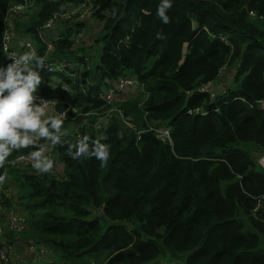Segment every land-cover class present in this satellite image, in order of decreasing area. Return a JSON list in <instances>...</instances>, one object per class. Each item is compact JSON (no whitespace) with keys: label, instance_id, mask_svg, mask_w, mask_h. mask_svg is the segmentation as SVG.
<instances>
[{"label":"trees","instance_id":"16d2710c","mask_svg":"<svg viewBox=\"0 0 264 264\" xmlns=\"http://www.w3.org/2000/svg\"><path fill=\"white\" fill-rule=\"evenodd\" d=\"M31 1L29 17L16 21L15 43L28 37L46 58L40 95L57 102V112L68 110L67 134L86 114L114 107L131 126L114 117L100 137H89L111 144L103 168L95 158L73 160L63 139L56 145L62 176L15 173L25 236L56 253V264H264V0H173L166 25L156 16L159 0H92L103 24L92 67L79 48V16L64 24L53 53L40 35L86 0ZM21 2L0 0V66L11 63L7 18ZM57 60L74 64L68 79L57 77L69 92L51 85L62 75ZM235 66L225 93L202 92ZM125 76L143 92L113 106L98 100ZM162 128L172 130L170 140L156 136Z\"/></svg>","mask_w":264,"mask_h":264},{"label":"built area","instance_id":"2783aa9c","mask_svg":"<svg viewBox=\"0 0 264 264\" xmlns=\"http://www.w3.org/2000/svg\"><path fill=\"white\" fill-rule=\"evenodd\" d=\"M91 1L92 0H86V4L92 5ZM86 4H83L80 7H86ZM34 7H36V4L33 1L24 0V2L12 4L9 9L7 18L9 31H7L4 41V50L8 55H10V53H15L18 56L28 50H34L37 54V45H35L34 41L29 40L28 37H26V40L23 41L26 44L25 48H21L16 45V33L14 28L17 19L29 17L28 15ZM78 16L77 8L73 11H69L65 15H56L40 30L42 42L45 46H47V53H53L55 51V45L64 39V32H62V30L56 32V29L58 28L57 24L60 26L64 25L65 23L71 22L72 18ZM81 16L84 15L82 14ZM54 65L56 67L55 69L60 72V74L69 72V69L74 66V64L68 60H57ZM59 83L60 82H52L51 85L55 88L69 92L70 89L67 86L60 85ZM209 86L210 85L204 86L202 92H208L210 88ZM142 92V87L135 79L125 76L118 82L110 84V87L107 90L99 94L98 100L113 106L120 101L128 99L134 95H138ZM38 95L41 96L40 90ZM66 104L69 109L73 110L71 107L72 104L69 101H67ZM57 105V102H51L49 105L50 115L57 113ZM74 112L78 113V110L74 109ZM196 113L198 114L199 111ZM78 116H80V114ZM92 117H94V120ZM114 117L120 118L125 125L131 126L129 119L125 118L123 111L119 107H114L106 112L94 111L86 114L82 122L75 124L63 139H66L69 144H75L76 141L84 135L89 137L91 135L100 137L104 129L112 122ZM155 132L158 138L162 140H170L172 130L170 128H162L155 130ZM46 155L50 156L54 160V168L51 171L55 173L57 170L56 177L59 178L64 174V167L58 161L56 155V145L53 146L49 144ZM258 164L264 169V155H261L258 158ZM1 167L4 180L0 181V264H27V261H35L40 255L35 249L36 244L33 241L31 242V240L27 241L25 239V234L29 231V223L27 221L25 211L21 208V195L15 173L20 171L36 176L46 173H41L35 170L32 167V162L27 158V154H20L14 158L7 159ZM10 236H12V239H10ZM23 240L27 241L25 248L27 246L28 247L26 249L24 248L21 252V247L19 246L22 244ZM38 248L40 250V247ZM26 250L29 252V256H26L28 259H26L23 255Z\"/></svg>","mask_w":264,"mask_h":264},{"label":"clouds","instance_id":"9594fccd","mask_svg":"<svg viewBox=\"0 0 264 264\" xmlns=\"http://www.w3.org/2000/svg\"><path fill=\"white\" fill-rule=\"evenodd\" d=\"M172 6L173 0H159L157 5L156 16L165 25L170 22L168 12ZM157 38H162V33ZM19 47L24 48L25 43L21 41ZM8 60L11 63L0 66V166L14 151L30 149L27 158L32 167L48 173L54 168V160L46 152L49 144L60 145L67 135L64 123L68 110L49 115L52 100L38 95L44 82L41 73L45 57L28 50L18 56L10 53ZM107 139L105 136L90 142L84 135L67 146L66 154L73 160L95 158L103 168L111 154V144L103 142ZM3 180L4 176H0Z\"/></svg>","mask_w":264,"mask_h":264},{"label":"rangeland","instance_id":"374dc122","mask_svg":"<svg viewBox=\"0 0 264 264\" xmlns=\"http://www.w3.org/2000/svg\"><path fill=\"white\" fill-rule=\"evenodd\" d=\"M97 9L98 8L96 6L93 7V5L90 8H87L84 6L82 8L81 7L77 8L79 18L74 19V22L76 24L80 23L82 25H85L84 29H82L81 32H79V33H81V35L79 36V43H80L79 48L85 49L88 53V55L82 54V56L88 60V63H89L88 67H92V65L96 63V58H98L100 53H101L98 50L99 46L96 45V38L101 33L103 24L100 20H98L94 16V13L97 12ZM82 14L84 16H81ZM108 16L110 17L111 15H108ZM57 25H58L59 29L57 28L56 32H58L60 30H62V32H65L66 28L68 27V25H61V26L59 24H57ZM29 37L32 39L35 38L34 34H29ZM185 52L187 53L186 49H185ZM93 57H94V60H93ZM236 70H237L236 66L231 68V69H229V68L225 69L222 72L219 80L215 84H212L209 86L210 88L208 91L210 92L212 99H215L218 95L225 93V91H227L229 88H231L233 86L234 76H235ZM69 76H71L70 72H64V73H62V75L54 77L53 82L54 83L58 82L57 77H60L62 80L63 79L65 80V79H68ZM111 84H114V83H111ZM263 106H264V104H263ZM71 107L73 109H76L73 105ZM49 113H50V111H49ZM251 154H252L253 158L258 155L257 152H255V151L251 152ZM46 174H48V176H50V177H56L57 170L55 171V173L53 171H50ZM25 239L27 241L31 240L28 238V236H25ZM26 240H23L22 244L19 246V247H21L20 248L21 252L24 250V248L27 244ZM31 242H32V240H31ZM35 249L38 251V253L40 255L39 258L35 261L29 260V261H27V264L62 263L61 259L58 257V255L56 253L48 251L47 249H41L40 248V250H39V248L36 246H35ZM23 255L25 257L29 256L28 250H26V252L24 251ZM26 259H28V258L26 257ZM159 264H169V261L163 260ZM171 264H183V263L171 262Z\"/></svg>","mask_w":264,"mask_h":264},{"label":"bare ground","instance_id":"6f19581e","mask_svg":"<svg viewBox=\"0 0 264 264\" xmlns=\"http://www.w3.org/2000/svg\"><path fill=\"white\" fill-rule=\"evenodd\" d=\"M78 73H79V72H78ZM78 77H79V76H78ZM77 80H78V79H77ZM77 80H76V81H77ZM70 81H71V80H70ZM78 82H79V81H78ZM96 97H97V96H96ZM93 98H94V97H93ZM75 121H76V120H75ZM1 172H2V171H1Z\"/></svg>","mask_w":264,"mask_h":264},{"label":"crops","instance_id":"0c3cea01","mask_svg":"<svg viewBox=\"0 0 264 264\" xmlns=\"http://www.w3.org/2000/svg\"><path fill=\"white\" fill-rule=\"evenodd\" d=\"M50 115V114H49Z\"/></svg>","mask_w":264,"mask_h":264}]
</instances>
